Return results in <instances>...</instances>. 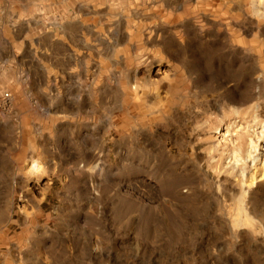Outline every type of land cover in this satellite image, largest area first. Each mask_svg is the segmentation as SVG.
Instances as JSON below:
<instances>
[{
    "label": "rangeland",
    "instance_id": "1",
    "mask_svg": "<svg viewBox=\"0 0 264 264\" xmlns=\"http://www.w3.org/2000/svg\"><path fill=\"white\" fill-rule=\"evenodd\" d=\"M263 13L264 0H0V264H264V182L251 215L203 169L224 114L264 119V46L232 41L263 43ZM134 107L152 114L136 124Z\"/></svg>",
    "mask_w": 264,
    "mask_h": 264
},
{
    "label": "bare ground",
    "instance_id": "2",
    "mask_svg": "<svg viewBox=\"0 0 264 264\" xmlns=\"http://www.w3.org/2000/svg\"><path fill=\"white\" fill-rule=\"evenodd\" d=\"M257 12L260 13V9L259 8L257 9ZM183 13L184 14H189L188 9H184ZM133 26H135V25H132V27ZM135 28H133L134 29L133 31H135ZM242 38L238 37V38H235V40H232V41H233L234 44H238L239 46L241 44H245V45H247L249 47H252V48H258V49H254V51H256L257 53H261L262 52L263 46H264V44H263L264 42L263 43L260 42L257 37H255L253 39H250V40H246V39H244V37H242ZM232 41H231V44H232ZM259 43H262L261 47H259ZM229 44H230V42H229ZM237 50L235 52H239ZM243 51H246V49L243 50ZM142 62H143V60H142ZM261 70H262L263 73L259 72L260 70L257 67L255 69L254 74L258 73L257 74V81L259 79H263L264 78L263 75H262V74H264V67ZM136 75L137 74L135 73L134 76H136ZM147 75H149V74H147ZM132 77L133 76H130V82L133 79ZM168 77L169 76H167L166 78H163V79H167ZM147 81H146V83L148 85L150 84L149 82H152V80H147ZM162 81L163 80L161 79L157 83L159 84ZM154 82H156V81H154ZM139 83H137V79H136V83L134 85L133 84L130 85V95L135 97V99L139 96V93H140V90H141V87H142ZM253 84H255V83H253ZM245 96H246V94H245ZM257 104H256V106H257ZM142 105H139V106H142ZM238 107L233 110V113L229 111L231 114L229 112H227V114H224V117L226 116V120L224 119L225 121H222V122L220 121L218 123V125L215 126V129H219L222 125L225 126V128L223 130H221V132H219V134L217 136H215V139L217 140V144L214 146V149L217 150V152H220V154L219 155L216 154L217 157H216V159H213V160L216 161V162L218 161V163L215 164V165H214V163H212V165H208V167H203V169L205 170V173H206L205 175H209L210 179H212L215 183H217V184L225 183L227 188H229L231 190H234V191H239L240 195L242 197L241 200L243 201L242 202L243 203L242 204L243 205L242 208L247 211V214H251V213H255V207L253 205L252 197H251V194L253 192V188L255 186L257 187L256 183L258 181L259 182L260 181L264 182V158L258 157L259 153L261 151L260 149L263 148V150H264V145L261 146L262 145L261 143L264 142V139H262L263 136H261V134L264 135V119L262 120L261 118H259V117H262L260 115V113L257 114L258 116L255 114V116L253 115L251 117V115H250L251 112L249 114V112H248L249 110H247V108L250 109V107L246 108L247 112L244 110L245 107H244V109H242V107L240 106L242 110L240 109V107L239 108ZM135 108L136 107H134L132 109V111H131L132 113L131 114H133L132 118H134L136 124H138V122H146L147 116H150L152 114V112H150V110H148V111H147V109L143 110L144 107H142V108L140 107L141 108L140 112L137 109H135ZM156 108H158V106ZM159 108H161V107L159 106ZM254 108H256V107L254 106ZM151 110H152V108H151ZM156 110L158 111L159 109H156ZM156 110H154V111H156ZM254 111L258 112L256 110H254ZM254 111H253V114H254ZM160 112H162V111L160 110ZM222 120H223V117H222ZM260 129H261V131H260ZM253 151L255 153H253ZM213 152H215V151L213 150ZM236 153H238V154H236ZM239 153L242 154L241 157H237L239 155ZM213 155H215V153ZM260 158L263 159L261 161V163H260ZM31 171H32V173L37 174L41 178L42 166L39 163L33 162L32 166H31ZM258 173L259 174L261 173V175H262L260 180H257L258 179ZM244 220H246V219H244ZM246 222L250 223L251 221L248 222L246 220L245 224H246ZM237 224H239V223H237ZM242 224H244V223L242 222Z\"/></svg>",
    "mask_w": 264,
    "mask_h": 264
}]
</instances>
